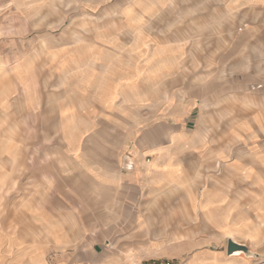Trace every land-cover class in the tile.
Masks as SVG:
<instances>
[{"label":"crops","instance_id":"0c3cea01","mask_svg":"<svg viewBox=\"0 0 264 264\" xmlns=\"http://www.w3.org/2000/svg\"><path fill=\"white\" fill-rule=\"evenodd\" d=\"M162 1L136 0L133 19L126 14L134 32L75 28L62 11L59 32L47 36L44 0H0L26 16L36 8L38 28L25 46L0 34L5 130L17 104L20 117L45 118L54 101L58 122L57 140L36 143L37 162L20 170L5 158V174L27 181L9 224L25 235H0V264H264V0H230L232 48L213 50L212 64L198 61L192 82L183 73L182 83L217 86L213 92H185L178 99L187 107L150 108L142 119V88L155 79L158 53L174 62L172 51L190 53L191 35L199 48L205 43V15L154 23L151 5ZM252 6L263 18L248 25ZM243 22L246 29L234 32ZM170 34L181 36L180 49L153 48V39ZM146 45L155 54L143 66ZM176 65L190 68L182 59ZM37 130L46 133L45 125ZM229 241L249 253L229 255Z\"/></svg>","mask_w":264,"mask_h":264},{"label":"rangeland","instance_id":"374dc122","mask_svg":"<svg viewBox=\"0 0 264 264\" xmlns=\"http://www.w3.org/2000/svg\"><path fill=\"white\" fill-rule=\"evenodd\" d=\"M182 1L183 0H167L159 2L156 5H151L154 14L152 19L155 20L154 23L163 26L168 20L171 22L175 21L176 23V21H181L183 17L193 18L205 15L206 34L205 43L202 47L203 49L198 46L201 39H198L197 34L193 36L191 35L189 43L190 53L187 54L172 51L173 49L174 51L177 50V48L181 46L182 39L178 34H170V36L164 35L153 39V45L155 46L153 47L154 49L158 47L161 49L166 46L168 48L170 47V52L172 51L171 55H177L178 58H175L173 62L171 59L164 57L166 56L165 53H158L157 56L161 58L162 61L158 63L159 65L155 70L151 71L155 75V79L148 80L147 84L143 85L142 88L143 93H147L143 95L146 99L139 102L140 107L142 108V119L148 118L147 115L150 108H157L159 111L161 110L165 112L166 108L173 107L174 109L181 110L183 107H187V101L178 99V97L185 92H190L196 98L199 89L202 90L203 87H206L207 91L213 92V89L217 86H200L196 83H182L183 73L189 74L192 82V78L197 77L198 69L193 66H196L198 61L206 62L208 65L212 64L215 59L218 58L217 56H219V54H216L213 50L220 47L223 52L227 51L232 48L235 42L234 37H236V34L229 32L231 24L229 20L230 0H190L192 2H199L200 4H186L182 3ZM203 1L205 3H201ZM44 2L45 5H43L42 8L46 12L45 29L47 36H52L55 32H59L63 23L59 19L62 11L72 14L73 19L69 23L75 28H82L89 32H134L132 27L133 22L127 20L126 14L128 12L131 13L129 17L133 19L132 14L136 7H138L136 0H44ZM241 7L243 6H237L236 9H241ZM35 9L36 8L32 9V12L34 13L30 12L31 14L26 16L21 10V7L15 4L10 5L8 10H4L0 6V34L3 33L2 30H4V33L12 34L15 44L25 46L32 43L33 40L37 38L38 33L37 21L35 20L37 12H35ZM262 18V9L260 7L254 9L252 6L248 16V19L250 20L248 25H252L254 22L260 21ZM215 28L218 32H215ZM244 29H246L245 22H243L242 26H239V29L235 28L234 32H240ZM10 31L13 32L11 33ZM145 40L143 41V44ZM147 40H149V38ZM219 41H221V44L218 43ZM145 48L148 51L143 52V66H146V61L149 59V55L155 54V52L150 53L149 45H146ZM170 52L168 54H170ZM22 55L24 54L21 51L20 53L15 54V61L18 58L20 59ZM48 55L46 58L47 64L50 59ZM225 55V53H222L220 57ZM262 55L264 56V53ZM250 56L253 60V58L256 59L255 57L259 56V54L251 53ZM181 59L190 63L189 69L182 70L176 65ZM208 71L210 70L207 69V72ZM144 72L149 73V70L143 69V74ZM49 76L51 75L49 74ZM238 89L240 91H251L252 86L239 85ZM169 97L171 98L170 100L167 99ZM239 105L243 106L244 103L239 102ZM56 108L57 104L54 101H50L48 102L47 116L45 118L38 117L32 111L29 116L20 117L18 113H20L21 106L17 104L15 105L14 116L8 119L11 121L12 126L10 128L8 127L9 129L7 130H5L6 118H0V235L5 236L8 231H10V234L12 233V235H25L24 230L22 232L20 228L13 229L9 224H11V221L13 220L12 206H14V204L20 205L18 199L23 192L27 181L21 179V177L15 179L11 174H9L10 176L5 174L6 168L11 170V167L7 165L5 158H15L16 162L20 163L18 167L20 170L26 167H23V163H29L28 159L37 162L39 158L37 157L38 152H41L42 149H37L36 143L40 140L45 141L48 144L51 141L57 140L55 139V132L58 122L56 118L51 115L56 112ZM112 119L116 118L112 117L111 120ZM39 124L45 125V134L44 132L37 130V125ZM42 127L43 126H41V129ZM23 146L25 147L23 148ZM33 147H35V149ZM20 172L22 173V171ZM15 186L17 189H13ZM23 215L21 209L17 213V216L15 213V220L18 221L19 226L25 221Z\"/></svg>","mask_w":264,"mask_h":264},{"label":"water","instance_id":"95a60500","mask_svg":"<svg viewBox=\"0 0 264 264\" xmlns=\"http://www.w3.org/2000/svg\"><path fill=\"white\" fill-rule=\"evenodd\" d=\"M228 254L231 255L235 252H243L244 254L249 253L245 246L234 244L233 242L229 241L228 243Z\"/></svg>","mask_w":264,"mask_h":264}]
</instances>
